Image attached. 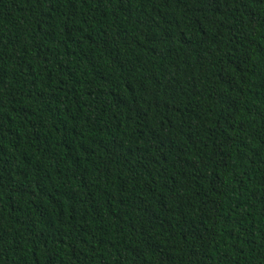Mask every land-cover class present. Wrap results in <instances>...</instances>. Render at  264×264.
I'll use <instances>...</instances> for the list:
<instances>
[{
	"label": "trees",
	"instance_id": "16d2710c",
	"mask_svg": "<svg viewBox=\"0 0 264 264\" xmlns=\"http://www.w3.org/2000/svg\"><path fill=\"white\" fill-rule=\"evenodd\" d=\"M0 264H264V0H0Z\"/></svg>",
	"mask_w": 264,
	"mask_h": 264
}]
</instances>
